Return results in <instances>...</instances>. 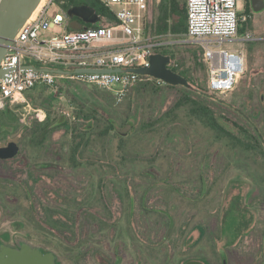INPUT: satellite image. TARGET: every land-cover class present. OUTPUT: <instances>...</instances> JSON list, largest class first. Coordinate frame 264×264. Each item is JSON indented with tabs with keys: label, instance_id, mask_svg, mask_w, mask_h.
I'll return each mask as SVG.
<instances>
[{
	"label": "rangeland",
	"instance_id": "obj_1",
	"mask_svg": "<svg viewBox=\"0 0 264 264\" xmlns=\"http://www.w3.org/2000/svg\"><path fill=\"white\" fill-rule=\"evenodd\" d=\"M159 3L160 0H151L148 25L155 23ZM243 4L244 1L241 0L240 12ZM250 20V32L258 39L257 41L245 43L240 41L242 37L238 36V41L223 43L221 46L227 50H241L245 58L244 73L223 100L222 113L227 121L248 128L252 140L255 141L259 137L264 146V9L260 12L252 11ZM241 21H245L243 17ZM172 39L181 43L167 46L162 51L173 54L174 63L178 65L179 71L186 73L192 83V89L200 88L207 91V71L200 46L191 42L184 43L186 39L183 35H173ZM198 63H203V68L198 66ZM71 83L73 84L64 85L61 82V86L64 85L66 89V93L62 92L61 97L51 95L41 85L26 94L27 99H31V109L18 106L16 112L20 118L17 130L0 140V144H7L9 140L17 138L19 152L12 159H0V175L7 176L10 170L24 169V174H20V178L30 185L38 213H41L40 203L55 211H76L75 215L84 225L80 245L76 244L77 241L74 243L75 249L81 254H78V264H101L96 260V256L111 264L116 251H119L122 257L121 264H130L133 261L132 246L157 245L161 239V243L169 245V238L165 240L163 238L166 233L169 235L168 216H172V221H175L173 228L178 231L180 239L178 245H183L184 240L191 235L196 237V230H199L200 237L194 245H214L215 240L221 245L224 238L225 245L234 244L238 251L244 253L255 251L264 230V165L259 163L264 162V159L258 158L253 152L239 149L229 151L223 143L215 141L196 121L188 123L184 119L185 124H181L186 132H183L182 126L175 129L156 127L151 133L154 134V139L144 140L143 147L146 149L140 150L141 157L147 158L151 154H158L157 165L160 167L147 162H141L139 166H130L131 168L128 164L117 169L102 167L98 164L102 158L97 148L88 149L86 155L91 158L84 160L78 168H72L67 164L55 165L56 162L49 155L58 154L60 143L70 142V136L63 132L53 137L52 144H46L45 149L32 148L27 134L33 121L41 122L33 110L42 111L44 114L42 121H47L50 113V121L59 118L60 122L68 120L69 124L72 122L78 124V120H74L73 116L80 103L85 105L100 103L115 116L118 133L128 135L130 124L122 126L126 115L124 104L116 105L103 93L91 90L101 89ZM206 94L210 95L208 91ZM177 96L176 91L168 89L160 91V94L152 98L143 96L133 104L135 109L137 108L136 115L142 122L153 120L173 106ZM222 121L228 124L225 120ZM196 130L198 133L194 134L193 131ZM62 154L66 155V152ZM168 161L172 162V166L169 167ZM51 163L58 168L37 172L34 169L36 166ZM148 170L155 173L153 178L144 175ZM100 172H107L109 176L106 177L105 174L102 176ZM112 172H115V175ZM102 177L105 178L103 182L100 181ZM113 177L115 178L112 179ZM119 181H125L126 184H119ZM55 182L61 186H57ZM126 186L128 193L133 197L132 208L128 206L129 212L125 210L126 205L124 211H120L122 206L119 199L125 197L127 203L129 201L127 198L131 197L129 195L126 198V190L123 188ZM101 188H103L101 194L104 193L106 201L111 203L108 206V211L112 214L111 226L107 232L95 233L94 227L88 226L87 215L94 213V207L101 213L98 215H104L106 218L108 215L104 206H97L98 197L95 195ZM143 190L146 192L145 195L142 193ZM4 199L6 206L0 215V233L9 231L14 237L13 244L25 243L34 249L42 247L56 251L59 246H64L60 244L58 238L40 230L36 223L35 226L31 222L28 223L22 209L18 210L14 197ZM142 199L143 207L139 205ZM80 205L82 207L79 209ZM248 217L251 220L245 221ZM222 219L225 221L222 222ZM11 221L21 225V229L16 233L11 227ZM238 238L239 240L235 242ZM95 249L98 251L96 255ZM59 254L62 264H75L65 254Z\"/></svg>",
	"mask_w": 264,
	"mask_h": 264
},
{
	"label": "built area",
	"instance_id": "obj_2",
	"mask_svg": "<svg viewBox=\"0 0 264 264\" xmlns=\"http://www.w3.org/2000/svg\"><path fill=\"white\" fill-rule=\"evenodd\" d=\"M97 1L114 13L116 23L69 30L71 22L85 26L81 20L67 16L65 0H40L1 60L0 68L6 75L0 78V111L7 105L31 109L26 94L38 85L51 95L61 97V82H75L107 91L118 105L139 82L157 80L164 84L129 71L148 68L150 56L157 49L165 50L180 42L172 39L170 33L153 35L146 31L151 0ZM185 2L184 43L200 46L207 71V91L225 95L234 89L245 70L241 50L221 48L223 43L239 40L241 0ZM99 19L104 20L100 16ZM241 37L240 41H246L251 35L245 33ZM168 67L178 68V65L170 60ZM46 69L59 70L63 74ZM33 112L40 121L44 119L41 110Z\"/></svg>",
	"mask_w": 264,
	"mask_h": 264
},
{
	"label": "trees",
	"instance_id": "obj_3",
	"mask_svg": "<svg viewBox=\"0 0 264 264\" xmlns=\"http://www.w3.org/2000/svg\"><path fill=\"white\" fill-rule=\"evenodd\" d=\"M243 1V9L240 12V16L243 18L245 17L243 19L245 21H240L239 23V36H242L251 30L250 17L253 10L249 0ZM82 5L95 9L97 15L104 18V20H100V22L95 25L83 24V26L87 28H93L96 26L116 23L114 13L101 5L97 0H65L64 2V7L66 10ZM146 28V31L150 34L162 35L170 33L173 35H183L186 31L185 0H160L156 21L154 24L149 25ZM162 50L163 49H157L155 52L167 55L171 60H173L172 53L167 51L163 52ZM197 65L202 68L204 66L203 63H198ZM171 69L182 77L186 78L188 83H190V86L183 87L180 85L172 86L160 84L157 80L142 81L134 85L129 90L125 100L121 103L124 104V110L126 114L122 126L127 123L130 124L128 135H122L118 133L115 126V123L117 122L115 116L104 109L100 103H88L86 105L80 103L76 108L75 115L73 116L74 120H78V124L75 122L69 124L68 120L60 122L59 118L50 121V113L47 116V121H33L31 123L32 127L29 129V133L27 134L29 136V145L32 148L43 150L45 149L46 144H52V141L54 140L53 137L57 136L59 132H63L66 134V136L67 134L70 136V142H64L62 144L60 143L58 154L56 153L49 155V157L51 156L56 162L55 165L67 164L72 168H78L82 165L84 160H89V158H91L86 155L88 149L97 148L100 151L99 156L102 158L98 164H100L102 167L117 169L118 167L120 168V166H125L127 164L129 167L139 166L141 162L154 163L156 166L159 158L158 154H151L147 158L141 157L140 150L146 149L143 147L144 140L151 141L154 139V134L151 135V133L155 131L156 127H159L160 129L179 128V126L185 124V119L188 123H191L192 121L199 123L206 129V131L215 141L223 143L229 151L234 152V150L239 149L244 152H253L258 158L264 159V146L259 137L253 141V138H251V132L248 130V128L244 127L243 125L239 126L236 123H231L230 121H227L226 118H224V113H222V109L224 107L223 100L226 99L227 95L231 91L221 96L209 92L208 93L210 95H207L206 90L200 88H197V90L192 89V83L190 82L186 73L179 71L178 68L172 67ZM63 83L64 85L73 84L71 82ZM64 85H62V92L66 93ZM161 85L162 87H160ZM165 89L176 91L178 93L174 105L160 113L155 119L148 120V122H142V120L136 115L137 108L135 109L133 105L134 102L143 96L146 98L155 97L156 95L160 94V91L162 92V90ZM33 90L29 92H32ZM91 90L103 93L104 96L110 98V100H112L114 103L111 94L107 91L96 89ZM30 100L31 99L29 98V102ZM18 106L20 105H7L0 111V140H2L1 138L9 136L10 132H15L17 130L20 118L16 112ZM222 120H225L229 125L223 123ZM182 128L183 132H186L183 126ZM234 129H237L238 131H235ZM180 132L182 135H184L182 131ZM193 133L195 134L198 132L196 130L193 131ZM53 149L54 147L52 146V150ZM62 152H66V155H63ZM259 163L264 165V162L262 161ZM167 164L169 167L172 166V162L170 161H168ZM157 166L160 167V165ZM57 168L58 167L53 166V163H51L49 165L44 164L36 166L34 169L37 172L38 170ZM23 171L24 169H13L8 172L9 175L7 176L0 175V214H2V210L6 206L4 198L8 199L14 197L18 210L22 209L25 217L28 216L30 219L37 217L41 223L47 225L49 229H44L39 222L35 221L37 227L58 238L60 240V244H64L65 247L61 254H65L75 264H78V254H81L80 252L78 253L75 247L76 244L80 245V242L82 241H80V237L83 236L84 225H82V222L80 223V219L75 215L76 211H55L51 207L40 203L39 206H41V213H38L35 207L32 191L30 190V185H28L24 179L20 178V176L24 174ZM100 174L102 176L105 174L106 177L109 176L107 172H100ZM112 174L115 175V172H112ZM154 174V172L149 170L144 172V175L150 178H153ZM125 177H127V175H125ZM114 178L115 177L112 179ZM102 179L100 181H105V178L102 177ZM59 180L63 181L61 179ZM123 183H125V181H122L119 184ZM55 184H57V186H61L58 182H55ZM123 188L126 190V198L129 197L130 194L126 189L127 186ZM102 191L103 188H101L97 195H95V197H98L97 206H104L106 209L105 211L109 214L108 206L111 205V203L106 201L104 193L101 194ZM142 193L143 195L146 194V192L144 193V190ZM124 198L125 197L119 199L121 206H124L122 205L124 204ZM129 198H127L129 200V206L132 208L133 197L131 196ZM30 200L32 201L31 205H29ZM67 202L69 203L70 199ZM75 202L76 201H74V203ZM30 207H33L32 211L30 210ZM81 207L82 205H80L78 208L80 209ZM94 212L101 214L97 211ZM29 213H31L30 216ZM55 214H58V216L56 217ZM90 216L91 215H87L88 226L93 224ZM94 222H96L98 225V232H107V230L110 229V219H98ZM112 227H114V223H112ZM65 238H67V240ZM75 241H77L76 244H74ZM55 263H57L56 260Z\"/></svg>",
	"mask_w": 264,
	"mask_h": 264
},
{
	"label": "flooded vegetation",
	"instance_id": "obj_4",
	"mask_svg": "<svg viewBox=\"0 0 264 264\" xmlns=\"http://www.w3.org/2000/svg\"><path fill=\"white\" fill-rule=\"evenodd\" d=\"M245 18V17H244ZM243 18V19H244ZM251 18V17H250ZM251 35V37L246 40L242 41L245 43H253L254 41H257L258 39H255L253 37V34L249 31L246 32ZM261 40V39H260ZM31 200L29 201V205H31ZM124 204L126 205L127 212H129L128 206H129V201L126 203L125 200H123ZM121 204V203H120ZM142 207L144 206V199H142V203H140ZM124 206H122V209L120 211H124ZM96 207L93 208L94 211H96ZM30 210H33V207H30ZM1 215V214H0ZM90 219H92L93 224L92 226L96 230L95 233H98V225L96 222L98 219H105L107 220L108 218L110 219L112 214L111 212L107 215V218L104 215H98V213H92L90 214ZM30 216V215H29ZM128 217H130L128 215ZM170 220V230H168L169 235L166 233L164 235V240L166 238H169V245L163 244L160 241V244L157 245H135L132 246L133 250V261L130 264H264V230L262 231V234L260 236V241H258L257 248L255 249L254 252L250 253H244V251H238V248L236 245H225L224 243V238H222L221 242L222 244H218V240H215L214 245H209V246H204V245H194L195 242L200 237V231L196 230L197 236L195 237L194 235H191L188 237V239H185L183 242V245H178L180 242L179 236H178V231L177 229H174L173 226L175 224V221H172V216H168ZM246 218V216H245ZM27 219V222H31L34 226L36 222H39L41 226L44 229H49L47 225L44 223H41L37 217L29 218L28 216L25 217ZM1 220V218H0ZM224 222L225 220L222 219ZM251 218H247L245 221H250ZM36 221V222H35ZM11 227L16 233L21 229L20 223H16L14 221L10 222ZM42 230V229H40ZM45 233V230H42ZM127 231L128 227H127ZM47 233V232H46ZM13 236L10 234L9 231H1L0 233V248L2 247H10V248H21L22 246H25L27 244L25 243H18V244H13ZM240 238V237H239ZM239 238L235 241L237 242ZM183 239V238H181ZM11 242V244H9ZM31 247L30 245H27ZM65 246H59L56 250L53 249H45L42 247L36 248L40 252L44 254H52L54 257V261L56 260V264H62L61 260L62 259L59 253L63 252ZM68 247V246H66ZM116 249L118 247H115ZM232 249L230 252L229 250ZM119 250V249H118ZM59 252V253H58ZM113 254L114 261L111 262V264H121L122 263V257L119 255V251L115 252ZM98 254L97 249L94 250V255ZM96 260L100 261L101 264H109V262H104V259H100L96 256Z\"/></svg>",
	"mask_w": 264,
	"mask_h": 264
},
{
	"label": "water",
	"instance_id": "obj_5",
	"mask_svg": "<svg viewBox=\"0 0 264 264\" xmlns=\"http://www.w3.org/2000/svg\"><path fill=\"white\" fill-rule=\"evenodd\" d=\"M40 3V0H0V63L11 44L12 39L33 14ZM251 8L254 12H260L264 9V0H250ZM69 18H77L84 24L95 25L99 22V16L95 9L89 6H76L67 10ZM86 27L78 26V29ZM170 57L161 53H155L150 56V66L148 68H139L129 70L143 76H149L162 81L164 84L172 86L189 87L187 79L170 69ZM32 69H35L32 67ZM45 71L63 74L59 70ZM97 71V70H96ZM95 71V72H96ZM102 71V70H101ZM120 72V69H115ZM6 72L0 68V78H3ZM19 152L18 139H12L7 144H0V159L7 160L17 156ZM0 264H56L52 254H44L37 249L27 245L21 248H0Z\"/></svg>",
	"mask_w": 264,
	"mask_h": 264
},
{
	"label": "crops",
	"instance_id": "obj_6",
	"mask_svg": "<svg viewBox=\"0 0 264 264\" xmlns=\"http://www.w3.org/2000/svg\"><path fill=\"white\" fill-rule=\"evenodd\" d=\"M69 26L72 29H76V28H78L79 25H77L75 22H71Z\"/></svg>",
	"mask_w": 264,
	"mask_h": 264
}]
</instances>
